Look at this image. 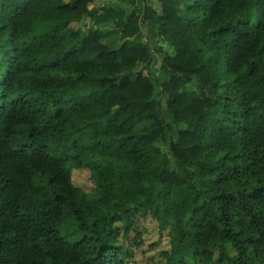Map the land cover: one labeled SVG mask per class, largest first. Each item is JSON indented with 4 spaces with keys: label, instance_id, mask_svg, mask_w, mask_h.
Masks as SVG:
<instances>
[{
    "label": "trees",
    "instance_id": "obj_1",
    "mask_svg": "<svg viewBox=\"0 0 264 264\" xmlns=\"http://www.w3.org/2000/svg\"><path fill=\"white\" fill-rule=\"evenodd\" d=\"M95 1L0 0V264H264V0Z\"/></svg>",
    "mask_w": 264,
    "mask_h": 264
},
{
    "label": "rangeland",
    "instance_id": "obj_2",
    "mask_svg": "<svg viewBox=\"0 0 264 264\" xmlns=\"http://www.w3.org/2000/svg\"><path fill=\"white\" fill-rule=\"evenodd\" d=\"M73 27H77L74 24ZM145 35V34H144ZM146 36V35H145ZM159 42V41H158ZM158 42L156 44H158ZM155 42L153 43V45ZM161 45V44H160ZM166 52L163 48L156 49L154 52L155 63L154 66L159 69L163 63V59ZM140 70L144 73H148L149 69L146 65L141 66ZM198 94H187V97L197 96ZM165 154L169 152V146H163ZM163 155L157 156V160L160 161ZM172 166H175L173 159H170ZM76 179L79 183H86L89 179V174L76 173ZM137 228L140 236L139 245L134 244L133 253L134 255L128 260L127 264H163L165 263V257L163 251L170 249L172 232L170 228L162 227L158 222L153 219L150 215L146 217H140L137 219ZM136 237V233L132 234V238ZM189 264H195L193 260L189 259Z\"/></svg>",
    "mask_w": 264,
    "mask_h": 264
},
{
    "label": "crops",
    "instance_id": "obj_3",
    "mask_svg": "<svg viewBox=\"0 0 264 264\" xmlns=\"http://www.w3.org/2000/svg\"><path fill=\"white\" fill-rule=\"evenodd\" d=\"M104 4H114L119 9H124L128 11V13L133 12L135 8H145L146 6L152 7L156 9L157 11H160L161 9V2L158 0H98L93 3V6L95 7H102ZM76 24V23H74ZM73 24V25H74ZM143 31L146 35L147 40L154 45L159 41V37L157 34L156 27L152 25V23H145L143 24ZM174 161V160H173ZM175 163V162H174ZM172 166V165H171ZM173 168H176L175 166H172Z\"/></svg>",
    "mask_w": 264,
    "mask_h": 264
}]
</instances>
